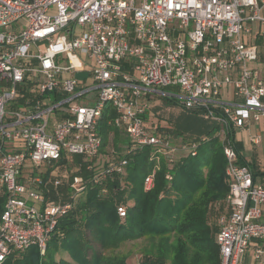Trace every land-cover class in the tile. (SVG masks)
I'll return each mask as SVG.
<instances>
[{"label": "built area", "instance_id": "obj_1", "mask_svg": "<svg viewBox=\"0 0 264 264\" xmlns=\"http://www.w3.org/2000/svg\"><path fill=\"white\" fill-rule=\"evenodd\" d=\"M263 51L264 0H0V264L33 245L45 255L59 219L89 187L106 195L131 153L153 148L145 190L162 159L173 166L198 154L205 137L175 143L147 123L153 95L218 124L229 182L216 232L221 264H264V180L240 161L235 138L253 121L264 129ZM87 68L90 84L76 77ZM229 85L231 100L222 96ZM109 106L128 142L105 158L99 122ZM117 212L124 219L127 206Z\"/></svg>", "mask_w": 264, "mask_h": 264}, {"label": "trees", "instance_id": "obj_2", "mask_svg": "<svg viewBox=\"0 0 264 264\" xmlns=\"http://www.w3.org/2000/svg\"><path fill=\"white\" fill-rule=\"evenodd\" d=\"M166 102L172 100L168 98ZM115 115L114 109L109 106L100 119L99 132L103 140L101 150L109 142L113 148L128 142L124 132L110 123ZM203 125L207 136L200 143L198 154H180L173 166L162 159L150 190H145L144 180L153 161L148 155L151 147L145 146L128 156L124 173L118 172L108 179L106 195H100L97 188L89 187L78 206L59 219L57 230L62 235L57 233L52 236L45 255H41L38 248L30 247L20 257L8 258L1 264H99L101 254L90 245L93 239L101 248H105L110 241L136 239L145 235L152 239L174 235L177 245L168 246L165 251L159 249L158 253H147L138 264H221L214 217L227 210L225 198L229 192V182L222 145L213 137L218 124L210 126L206 122ZM166 131L171 132V129L166 128ZM116 153L117 157L121 154L118 151ZM200 155L202 159H199ZM80 158V155H75L70 159L76 164L82 163L81 171L78 172L87 175L84 163L78 161ZM70 159L63 158L56 174L64 176ZM240 161L244 162V159ZM49 173H53L52 169ZM168 173L174 175L172 181L168 180ZM253 174L255 178L258 177L254 169ZM262 175L264 177V173ZM204 188L208 189L203 191ZM68 189L64 180L59 190L66 196ZM196 197L205 204L204 211L192 208ZM4 199L2 192L0 213ZM121 204L127 206L124 219L117 212ZM63 248L68 251L71 261L55 258V254ZM88 249L91 250L90 256Z\"/></svg>", "mask_w": 264, "mask_h": 264}, {"label": "rangeland", "instance_id": "obj_3", "mask_svg": "<svg viewBox=\"0 0 264 264\" xmlns=\"http://www.w3.org/2000/svg\"><path fill=\"white\" fill-rule=\"evenodd\" d=\"M56 9L53 7L51 12H55ZM255 27V32L258 29V23L254 24ZM89 68H87V70H80L76 73V77L80 80L81 83H84L85 80L88 79V84L91 83V80L89 79L90 77V72H89ZM174 87H170L167 88L166 91H170L173 90ZM94 96L93 93H89L87 96L84 97V99H81L80 103L84 104V103H90V99H92ZM159 97H162V95H160ZM157 106H155L157 109V115L154 117V122L156 124V128L157 130L162 133L163 131H166V126H168L169 124V120L172 118H177L179 115L182 114V112H184L185 110H183L180 106H176L174 104H165L164 100L162 98H160L158 101L155 102ZM188 112V111H185ZM190 113V112H189ZM208 125L213 126L214 124H216L213 121H206ZM149 125L151 124L150 121L147 122ZM161 126V127H160ZM253 132L254 135H260L262 137L261 141L259 144L254 145V143H250L249 142V146L247 148H243L242 149V153L241 155L251 164V168L254 169L257 174H258V179L263 180V173H264V129H262V125L260 126V130L258 129V132H256V130L254 128ZM124 134V133H123ZM183 135V133L181 134ZM186 139H192L194 136H190L188 135V133L184 134ZM125 140L127 141V136L126 134H124ZM177 137V136H176ZM251 139V137L249 138ZM252 141V140H251ZM126 144V142L124 143ZM113 149L115 151H118L119 153H123V146L120 145L119 148L116 147H112V144L109 142V144L107 146H105V148L102 150L103 153H105L104 155L108 154L112 151ZM153 148L151 147L149 150V158H151L152 156V152ZM199 159H202V155L199 156ZM78 161H82V159L80 158V160ZM52 168V167H51ZM50 168V169H51ZM127 169V168H126ZM262 174H261V173ZM81 174V173H80ZM208 188H204L203 191H206ZM199 195V194H197ZM2 197V190L0 188V198ZM199 197V196H198ZM198 197H196L195 200H193L192 203V208L194 207V209L199 210V211H204V207L205 204L203 203V201H201V199H199ZM85 198V195L82 197V200ZM214 200L209 202V207L210 204H212ZM4 202L5 199L3 201V206H4ZM220 214L219 216L216 215L214 217V223L219 222V218H220ZM91 237V236H90ZM90 245L93 247V250H96L97 252H99L101 254V260L99 264H138L141 262L143 256L147 253H158L160 252V250H164L168 247V246H176L177 242L176 239L174 237V235H167L165 238L164 237H158L156 239H152L149 236L145 235L143 237L140 238H136V239H124V240H114V241H110L108 243V245L105 248H101L99 243L96 242L94 239L91 241ZM31 248H37V246L33 245L31 246ZM30 248V249H31ZM88 255H91V250L88 249ZM55 258L56 259H67L69 261H71V257L68 253V251H64V248L61 249L59 251V253L55 254Z\"/></svg>", "mask_w": 264, "mask_h": 264}, {"label": "crops", "instance_id": "obj_4", "mask_svg": "<svg viewBox=\"0 0 264 264\" xmlns=\"http://www.w3.org/2000/svg\"><path fill=\"white\" fill-rule=\"evenodd\" d=\"M257 42H260V44H261V40L258 39ZM261 63H262V66H264V56L262 57ZM159 96L160 95H153L154 104L150 109H148V112L146 113V119H147V121L151 122L150 125H152V126H156V124L154 122V117L157 115V112H156L157 108L155 107V106H157L155 103L156 101H158L160 98H162L164 100L165 104H168V105L174 104L175 105L174 102H166V100L168 99L167 96H164V95H162V97H159ZM222 96L224 99H227V100L233 99V92H232V86L231 85H229L228 87H225L222 90ZM176 106H178V105H176ZM203 124H206V121H204V119L201 118L199 115L184 111L177 118H173V119L171 118L169 120V124H168V126H166V128L171 129L170 133L174 137L173 142L180 143L183 140H188V139H186V137L184 135L186 133H188V135H190V136L191 135L194 136L193 138L206 137L207 136V134L205 132L206 128L204 130ZM260 126H261L260 124H257L253 121L252 124L250 125V128L245 129V130H239L236 132L235 138L237 141L239 154H240V157L244 159V161H247V160L241 155L242 149L247 148L249 146V142L252 143L251 139H249V138L256 135V134L254 135L252 128H254L256 130L255 133H257L258 129L260 130ZM182 133H183V135H181ZM254 145H257V144H254ZM103 154H105V153H103ZM107 155L108 154H106L105 156L102 155V157L108 158ZM256 178H257V180H259L258 177H256Z\"/></svg>", "mask_w": 264, "mask_h": 264}]
</instances>
